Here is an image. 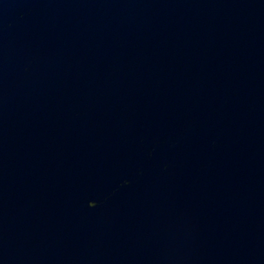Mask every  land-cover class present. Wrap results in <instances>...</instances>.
<instances>
[{
	"label": "water",
	"instance_id": "water-1",
	"mask_svg": "<svg viewBox=\"0 0 264 264\" xmlns=\"http://www.w3.org/2000/svg\"><path fill=\"white\" fill-rule=\"evenodd\" d=\"M0 264H264V0H0Z\"/></svg>",
	"mask_w": 264,
	"mask_h": 264
}]
</instances>
